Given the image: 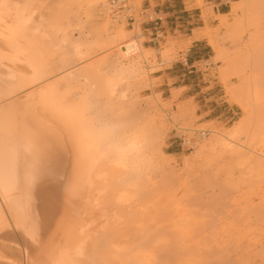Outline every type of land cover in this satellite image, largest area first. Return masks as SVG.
Returning a JSON list of instances; mask_svg holds the SVG:
<instances>
[{"label": "rangeland", "instance_id": "obj_1", "mask_svg": "<svg viewBox=\"0 0 264 264\" xmlns=\"http://www.w3.org/2000/svg\"><path fill=\"white\" fill-rule=\"evenodd\" d=\"M91 1L0 0L1 8L5 9L0 11L3 20L0 24L10 15H17V18L27 19L26 26L33 29V33L36 31L43 36L44 39L39 37L41 42L50 43L52 50H47V45L46 55L48 51L47 59L50 55L56 68L55 74L49 75L51 79H61L69 71L78 78L77 82L72 80V93L67 98L73 101L87 98L90 114L115 125L123 140L134 143V150L124 162L114 192L109 194L111 202L109 200L108 204L105 199L104 203L110 205L107 214L104 213L107 206L97 203L95 191L82 188L74 192V188L71 190L73 185L69 187L71 191H67V185L73 180L70 181L73 176L68 173L70 170L66 172L69 179L57 174L58 180L54 177L57 183L50 182L53 178L49 180L55 174L49 175L45 181L50 183L43 182L42 185L47 187L41 186V193L51 198L44 199V204L53 205L51 209L57 210L58 217L45 206L47 208L43 210L47 213L42 217L40 237L47 241L45 236L52 231L53 234L56 231V237H60L59 232L64 236L67 232L65 223L70 225V231L78 219L81 222L72 232L84 222L90 223L83 227L93 230L90 234L99 231L96 237L104 264H264V159H261L264 158V0H223L222 3H226L223 9L228 13L222 17L214 14L215 3L207 0H183L182 4H175L176 0H130L136 19L132 27L130 21H112L102 15L100 4L105 0H98L95 5ZM183 7L185 11H178ZM144 9H148V15L140 14ZM152 10H162L158 15L163 20L164 33L159 43L154 42L148 21L153 15ZM169 10L176 12L168 16L166 11ZM6 14L9 16L3 17ZM169 19L173 21V28L176 27L174 35L169 29L171 24H167ZM102 26L108 27L106 31ZM119 28L127 32L123 41L133 36L139 38L146 51L143 50L144 57L140 59L136 74L120 81L113 80L116 90L110 94L99 90L95 79L80 70L93 62L101 68L98 76L102 82L104 74L112 76L108 62L102 63L100 58L106 55L111 59L116 52L115 47L110 49L105 42ZM198 37L207 40L210 57L182 66L180 60L185 62L184 54L192 38ZM75 45L79 47L75 48ZM165 45L170 47V53L163 56L161 50ZM75 49L85 57L76 56ZM6 53L12 56L9 57L11 62L2 60V63L10 69L15 66L28 68L25 55L12 50ZM50 77H46L47 81L41 80L44 83H32L33 88L29 85V90L49 82ZM226 137H230L232 145L227 143ZM64 177L65 181H61ZM58 183L62 184L61 193H69L61 196L57 190L55 194L54 190L60 187L55 188ZM58 195V201L67 197L73 201L54 202ZM66 201L72 205L67 206ZM3 203H0L3 217L11 216ZM80 206L83 211L79 210ZM97 206L105 210L102 212L103 209L99 210ZM90 209L98 211L93 213ZM86 212L90 213L87 217L84 216ZM88 217L91 221L94 217L93 221ZM8 218L9 215L7 220L3 218L5 223L11 220ZM61 218L65 222L63 227ZM68 220L74 222L73 225ZM16 223L13 221L12 226ZM50 224L53 227H49ZM17 225L21 231L22 227ZM54 225H60L66 232L58 226L57 230ZM1 227L0 264H19L17 258L22 264L23 255L9 249L6 242L17 246L23 254V235L27 236L26 231H30L25 229L24 234L19 232L22 234L19 235L17 228L12 227L11 231ZM30 230L31 235L35 233ZM83 231L81 228L77 235L82 239L85 238ZM32 236L25 240H34L36 236ZM56 237H46L48 241L52 239L55 248H61L63 241H66L63 247H72L78 241L66 234L62 237L66 239L56 247ZM12 253L18 257L13 259Z\"/></svg>", "mask_w": 264, "mask_h": 264}, {"label": "bare ground", "instance_id": "obj_2", "mask_svg": "<svg viewBox=\"0 0 264 264\" xmlns=\"http://www.w3.org/2000/svg\"><path fill=\"white\" fill-rule=\"evenodd\" d=\"M201 1L202 0H196V2H201ZM91 2L92 4L95 5L98 3V0H92ZM1 7L3 6H0V11L2 9ZM5 13L7 12L5 11ZM9 15L6 14L3 15V17L6 16L8 17ZM11 16L12 15H10V17ZM16 16L14 15L11 18L9 17L7 20L5 18L4 22L0 24V28H1L0 39H2L0 40V46L2 43L0 50L1 52H3V55L0 52V59H1L0 61V199L1 201L3 200L0 203L4 202L2 204L3 208L5 206L4 209L7 208L6 210H9L10 213H12L14 216L13 217L12 214L11 216L10 214H8L9 215L8 219L11 218L12 220V221L9 220L11 226L13 221L14 223H16L15 221H18L16 225L20 224V226L22 227V230L19 231L21 229L20 227H19L20 229H18L15 224H14L15 228L13 227L14 225L12 226L14 229L17 228L18 234L19 232L21 233L23 232V230L27 229L30 231L28 232L25 230L27 232V236L28 234H30L29 237H31L33 234L34 235L36 234L35 235L36 237L33 235L32 237H35L34 240L32 239L28 241L30 238L23 235V237H25L23 239L24 242L22 244L23 254H20V250H18L17 246L14 247V245L11 244L13 247L12 248L9 242H6L8 244L7 247L9 249L11 248V250L15 249V252L19 253L18 255H23L22 264H104L103 252L102 250L100 251V246L97 242V237H96L99 231L94 229L95 232L90 234L89 229L83 228L90 223L86 225L84 222L85 226L82 223L79 227L80 229L76 228L75 232L78 233H75L74 231L73 233L72 230H75L76 227L75 225L78 226L81 221L77 219L78 221L76 220L74 224L75 227L73 226L72 229L70 228V231H68L69 228L68 226L70 225L64 222L65 225L67 226V232H66V230L64 231L62 228L64 226V223L62 222L63 219L61 218L62 220L60 221L61 223H63L62 227H59L61 224L57 226L59 227V229L61 228L60 230H63L64 233L66 232L64 236H61L60 235L61 232H59L60 237H58V235L56 237L55 234L56 231L54 232L55 235L53 234L52 231V233H50L51 235L48 234L47 236L46 234L45 239H47V241H45L44 238L42 239L40 237L41 228L43 229V225L41 224V221L43 214L47 213L46 210L48 211L50 209L51 212L53 210L52 213L55 212L53 215L55 214L56 216L58 215L57 210L51 209L53 205L51 206L50 204H46V205L44 204L43 201L44 199L47 201L48 199L51 198H48L47 195H45L47 199L45 196H42L43 194L41 193V186L42 187L44 186L42 185L45 184L43 182H47L48 185L50 182H55L56 180H58L57 174H59V177L65 176L67 178L70 176L68 173H71V175H73L70 176V181L71 179H73L72 184L71 182H69V180L68 182L70 183V185L69 184L67 185L65 183L68 188L67 191H71V190L73 191L74 188L75 189L74 192H79L80 189L86 188L87 190L89 189L90 191L91 190L95 191L93 192L94 194L98 193L97 195L94 196L95 199H97V203L99 204L100 202L104 203L107 201L105 199H108V197H110V195L114 192L115 186L117 185V181L122 174L121 173L122 170L124 169L123 168L124 162L126 159L129 158L130 154L134 150V143L130 141L126 142L125 140H123L118 128L115 125L104 123L105 121L102 122V120H99L97 116L90 114L88 112L89 101L87 98L81 97V99L75 101H73L72 98H70L71 100L68 99L71 95L70 92L72 93V87H71L72 80L77 82L78 78L77 77L74 78L72 71H69L67 74L61 77V79L52 80L51 79L52 77L50 76L52 73L56 72L55 71L56 68L54 67L53 62L50 61L51 60L50 55H49V59H47L48 51L46 55L47 45L49 46L47 50L49 49L52 50L50 43L48 41L41 42L39 37L43 38V36H39V33H37L36 31H34L33 33V29L27 27L28 25L26 26L27 19L25 20L23 17L19 15L21 18H23L22 20L20 18H17ZM217 16L222 17L223 15H217ZM1 21L3 20L0 18V23ZM28 28L29 30H31L30 31L31 33L28 32L29 31ZM101 28L104 31H106L107 29L105 26H102ZM35 33L38 34L37 38H36L37 35ZM126 35L127 32L123 28H119L115 32V35L110 36V38H108L105 42L106 45L110 47V49L115 47V51H116L110 57L111 59H108L106 55H103L100 58V61H103L102 63H105L104 61L108 62L107 66L108 69H110L111 71L112 74L111 77H109L107 74H104L105 77H103L104 79L102 78L103 79L102 82V80H100V76H98V73L101 71V68L99 64H94L93 62L86 64L80 70V73L89 76L91 79H95L94 83L98 86L99 90L101 91L106 90L110 94H114L116 90L115 89L116 83L113 80L120 81L124 78L136 74V69L140 64V59L144 57L142 53L143 50L146 51V48H144L141 45L140 41L138 40L139 38L137 39L136 37L133 36L128 38L126 41H123L124 39H126ZM122 41L123 43L119 45ZM43 42H45L46 46L44 45ZM123 46H125V49H123ZM78 47H79L78 45H75V48ZM169 49H170L169 46L167 45L163 46V49L161 50V54L164 56L167 54V52L170 53ZM11 50L12 52L21 53L22 55H25V60L28 63L29 71H27L28 68L25 69L28 73L25 71V69H23L25 66L24 67L21 66V68H19L20 66H18V68H16L17 66H15L14 69H10L9 65L5 64L7 61L11 62L10 61L11 58L9 57H12L11 55H9L10 54L9 52H8L9 54L7 53L5 54V51L11 52ZM74 53H76V56L80 55L78 56L80 59H83L85 57V55H83L81 52H79L76 49L74 50ZM7 55L8 58L6 57ZM162 55L161 57H163ZM22 59L20 60H22L24 63V58ZM2 60L5 63L4 62L2 63ZM17 60L15 61L22 62L19 61V59ZM47 76L48 78L50 77L51 79V80L49 79L50 80L49 82H46L45 84L40 86H38L39 84L37 86L35 85L36 88L29 90L31 89L30 87L33 86L31 85L32 83L34 82L40 83L42 82L41 80H43L44 78L45 81H47L46 80ZM29 85L31 86L28 87ZM67 95L69 96L68 98ZM57 125L60 126L59 130L60 128H62L64 135H62L63 133H61L62 130H60L59 133ZM64 136H66V138H64ZM227 140H229V142L227 143L230 145L231 144L230 137H226V141ZM239 150L241 152V148ZM261 159L264 158L261 157ZM262 163H264V161H262ZM68 170H70V172H68ZM51 174H55V175L49 178V175ZM54 177L55 178L57 177L56 180ZM65 177L62 178L64 180L59 178V181L60 179L61 181H65ZM48 178L49 180L53 178L54 181L50 180V182L48 183V181H45ZM60 184L61 183H58V185L55 188H57ZM47 185L44 186L45 189ZM61 185L59 187L60 189L58 188L54 190V192L56 191L55 194H57L58 192L57 190L60 191L59 194L61 196L65 195V193L68 194L69 192H67L66 190L65 193H61V188H62ZM71 186L72 189L69 188ZM48 188L49 189L51 188L50 185ZM50 190L52 193L53 189ZM93 193L91 192V194ZM87 197L88 196L86 195V198ZM103 197H105L104 198L105 201L103 200ZM59 198H60L59 195L55 197L54 202L58 201ZM66 199L68 201L70 198L68 199L67 197L64 200ZM101 199L103 201H101ZM70 200L73 201L72 199ZM109 200L111 202V199H108L107 202L108 204H109ZM63 201H58V202L63 203ZM67 201L65 202L66 204ZM75 201L76 200H74V202ZM85 202H87L86 199ZM92 202L94 203V201ZM62 203L61 205H63ZM107 203H104L105 207L107 206L106 208L107 210H105L104 207H102L104 206V204H101L102 208L99 206L100 207L99 210L103 209L102 212L105 210L104 212L105 214H107L106 212L108 211V209H110L109 207L110 205H106ZM70 205L67 204V206ZM45 206H47L48 209H46L47 207L45 208ZM81 206L83 205L81 204ZM99 207L97 206V208ZM44 208L46 209L45 211L43 210ZM1 209L2 208L0 206V226L2 225V227H6L11 230L12 227H9L10 225L9 222L8 223L6 222L7 224L4 222L5 220H7L8 215L3 217ZM65 209L67 211H72L70 210V208H68L69 209L68 210L65 207ZM93 209L90 210H92L94 213V211L97 209L95 210ZM79 210H82V207ZM88 213L85 214L84 216L88 215ZM60 216L61 215H59V217ZM88 218L89 221H91L90 220L91 218L90 217ZM79 219L82 218L80 217ZM94 219L97 222L98 217ZM68 222L70 221L68 220ZM96 222L93 224L95 225ZM70 223H72L73 225L74 222H70ZM51 225L52 224H50L49 227H53V225L52 226ZM94 225L90 228L93 229ZM57 226L54 225L56 229ZM81 228L84 229L83 231L84 235H82V237L83 236L85 237V238L83 237L84 239H82L81 236H77L79 232H81ZM30 229H33L35 233L32 232L31 235ZM92 231L93 230H91L90 232ZM0 232H2V230H0ZM69 233H73V235H69ZM88 233L90 235H86ZM5 234L8 235L9 233L7 232ZM52 234L53 236L56 237V241L58 240L57 245L55 244L56 247H58L60 241L66 239V238L63 239L66 234L68 238L70 236L71 239H78V241L80 242L78 243V241L76 240L75 241V243H77L76 245L72 247L70 246L63 247V245H65L66 243V241H63L64 244H62V242L60 244L62 246L61 248L60 246L58 248H55L54 243L52 244L51 242L52 239L48 241L49 237L55 239V237H53ZM14 235L15 234H13V237L14 239H16ZM43 236L44 235H42V237ZM26 238L28 240H25ZM40 240H44V241H40ZM15 243H17V240ZM3 244H5V241ZM14 254L12 253L13 257ZM17 257H14L13 259ZM17 260L18 263L21 264L19 262V258H17ZM13 262L14 260H12V263ZM8 264H11V262ZM13 264H15V262Z\"/></svg>", "mask_w": 264, "mask_h": 264}, {"label": "built area", "instance_id": "obj_3", "mask_svg": "<svg viewBox=\"0 0 264 264\" xmlns=\"http://www.w3.org/2000/svg\"><path fill=\"white\" fill-rule=\"evenodd\" d=\"M148 9L141 11V15H148ZM100 12L105 17L112 21H130V25L136 21L134 17V8L130 0H105L100 4ZM152 17L148 19L151 23L155 43H159L163 37L164 30H162V18L158 15L160 12L152 10ZM125 49V46H123ZM132 52V51H131ZM134 52V51H133Z\"/></svg>", "mask_w": 264, "mask_h": 264}, {"label": "crops", "instance_id": "obj_4", "mask_svg": "<svg viewBox=\"0 0 264 264\" xmlns=\"http://www.w3.org/2000/svg\"><path fill=\"white\" fill-rule=\"evenodd\" d=\"M207 2L215 3L214 7L216 9H214V7H213V12L215 15H225L228 13L227 10L223 9L226 6V3H222L223 0H207ZM177 3L182 4L183 0H180V1L176 0L175 4H177ZM169 6H172V4L169 3ZM185 10H186L185 7H183V9H178V11H185ZM174 12H176V11L171 10V12H170V10H169V11H166V14L168 16H173ZM168 23L171 24L169 26V29H170L171 34L174 35V33L176 31V27L173 28V26H172L173 21L171 19H169V22L167 20V24ZM189 37H191V35ZM210 50H211L210 45L208 44L207 40L204 37L192 38L191 43H190L189 47L186 49V52L184 54L185 62L180 60V63L183 66V64H187V63L193 64L195 62H199L200 60H202L206 56L210 57L209 55H207L210 52Z\"/></svg>", "mask_w": 264, "mask_h": 264}]
</instances>
